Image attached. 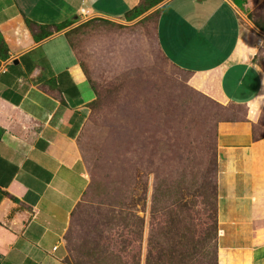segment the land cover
Masks as SVG:
<instances>
[{"label":"crops","instance_id":"1","mask_svg":"<svg viewBox=\"0 0 264 264\" xmlns=\"http://www.w3.org/2000/svg\"><path fill=\"white\" fill-rule=\"evenodd\" d=\"M140 2L37 0L26 9L0 0L9 46L0 60V264H67L64 236L90 183L78 139L97 94L65 33L93 19L138 22L146 12L126 15ZM247 3L162 0L150 11L159 9L160 49L190 73V84L245 108L238 127L217 134L218 264H264V136L254 133L264 116V68ZM37 25L53 34L36 41Z\"/></svg>","mask_w":264,"mask_h":264},{"label":"rangeland","instance_id":"2","mask_svg":"<svg viewBox=\"0 0 264 264\" xmlns=\"http://www.w3.org/2000/svg\"><path fill=\"white\" fill-rule=\"evenodd\" d=\"M16 1L29 9L37 0ZM152 9L71 34L97 100L78 139L90 183L64 236L67 264H218L217 134L238 127L245 108L190 84L160 49ZM245 9L264 25V0ZM254 133L264 136V116Z\"/></svg>","mask_w":264,"mask_h":264},{"label":"trees","instance_id":"3","mask_svg":"<svg viewBox=\"0 0 264 264\" xmlns=\"http://www.w3.org/2000/svg\"><path fill=\"white\" fill-rule=\"evenodd\" d=\"M236 3L239 5V6H242L244 5L245 3V0H235ZM160 2H162V0H141V2L136 6L134 7L133 9H131L128 13H127V19L128 20H133L139 16H141L142 14H144L145 12H147L148 10L152 9L153 7L157 6ZM159 10V9H158ZM158 10H155V11H158ZM106 22H111L113 23L112 21H109V20H104ZM89 22V21H87ZM87 22H84L83 24H87ZM28 23H30V21H28ZM71 23L68 21V22H63V23H60L59 25H55L57 31H60L66 27H68ZM254 24L259 27L261 30L264 31V25L263 24H259L257 22H254ZM38 26V34H34V38L36 41H40L50 35L53 34V31L50 30V26L48 25H37ZM82 26L79 25L73 29H70L68 30L65 34L66 36L68 37L69 41H70V44L73 46L72 44V41H71V34L73 32H76L77 29H79V27ZM9 57V46L8 44L6 43L1 31H0V60H6L8 59ZM96 91V90H95ZM97 94V92H96ZM97 100V97L96 99H94L90 104L89 106H91V104H95Z\"/></svg>","mask_w":264,"mask_h":264},{"label":"built area","instance_id":"4","mask_svg":"<svg viewBox=\"0 0 264 264\" xmlns=\"http://www.w3.org/2000/svg\"><path fill=\"white\" fill-rule=\"evenodd\" d=\"M5 65H6V63H5V64H2V63L0 62V70H4Z\"/></svg>","mask_w":264,"mask_h":264}]
</instances>
